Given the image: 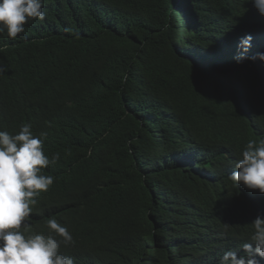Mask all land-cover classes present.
I'll return each instance as SVG.
<instances>
[{
	"label": "trees",
	"instance_id": "trees-1",
	"mask_svg": "<svg viewBox=\"0 0 264 264\" xmlns=\"http://www.w3.org/2000/svg\"><path fill=\"white\" fill-rule=\"evenodd\" d=\"M0 35V131L46 133L55 181L31 205L74 264H218L244 255L264 194L229 179L264 139V17L249 0H44ZM29 234V233H26ZM60 239V237H57ZM264 264V259H260Z\"/></svg>",
	"mask_w": 264,
	"mask_h": 264
},
{
	"label": "clouds",
	"instance_id": "clouds-1",
	"mask_svg": "<svg viewBox=\"0 0 264 264\" xmlns=\"http://www.w3.org/2000/svg\"><path fill=\"white\" fill-rule=\"evenodd\" d=\"M261 17H264V0H249ZM44 0H0V35L10 40L25 32L30 20L45 19ZM252 36H244L239 45L236 62L259 58L246 54L251 48ZM0 72L3 68L0 67ZM46 133L34 135L30 124H22L17 134L0 131V264H74L71 257L60 253L61 245L74 243L72 234L54 218L47 220L49 234H32L27 223L31 205L37 203L41 193L47 192L55 181L53 175L42 170L55 164L59 153L51 159L44 153ZM229 179L238 187L264 194V139L249 140L235 163ZM253 233L241 246L244 255L229 250L218 264H260L264 259V214H257L251 222ZM29 233V234H26ZM60 237V239H57Z\"/></svg>",
	"mask_w": 264,
	"mask_h": 264
}]
</instances>
